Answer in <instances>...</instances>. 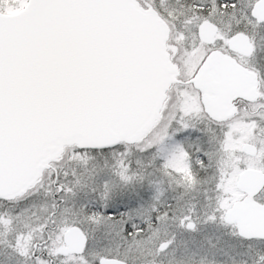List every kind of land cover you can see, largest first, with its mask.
I'll list each match as a JSON object with an SVG mask.
<instances>
[{
    "label": "snow or ice",
    "instance_id": "obj_1",
    "mask_svg": "<svg viewBox=\"0 0 264 264\" xmlns=\"http://www.w3.org/2000/svg\"><path fill=\"white\" fill-rule=\"evenodd\" d=\"M0 264H264V0H0Z\"/></svg>",
    "mask_w": 264,
    "mask_h": 264
}]
</instances>
